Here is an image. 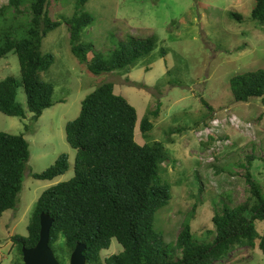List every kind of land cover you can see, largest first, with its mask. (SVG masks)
<instances>
[{
    "label": "rangeland",
    "instance_id": "1",
    "mask_svg": "<svg viewBox=\"0 0 264 264\" xmlns=\"http://www.w3.org/2000/svg\"><path fill=\"white\" fill-rule=\"evenodd\" d=\"M7 3L0 0V7ZM76 4L77 0H51L48 8L49 17L62 22L42 45L43 54L55 59L41 73L54 85L55 104L37 122L30 114L21 118L0 111V131L24 134L31 151L17 208L7 210L0 220V264L23 263L12 237L29 234L35 204L45 190L75 176L77 150L67 140L66 125L79 116L84 98L103 82H113L116 93L136 107L137 142H163L171 155L161 175L172 184L173 197L155 222L165 243L176 245L184 225L190 226L194 239L214 236L208 230L214 229L215 208L234 206L247 197L245 170L235 164L245 161L246 154L259 157L254 172L264 187V103L260 98L236 102L230 86L234 75L264 69V25L251 17L255 0H89L83 11L92 15L93 22L81 36V41L92 45L89 58L94 50L110 54L131 36L157 39L155 49L130 69L101 75L90 72L72 52L64 19L74 15ZM22 11L17 19L25 22L31 16L29 7ZM5 12L7 19L0 18V26L14 20V11ZM231 12L241 14L243 20ZM7 76L21 77L20 61L13 52L0 59V81ZM17 100L26 107L23 86ZM158 108V114L153 112ZM145 116L154 123L148 137L139 128ZM62 154L69 158L66 173L54 180L31 175L47 170ZM257 229L264 232V221L257 222ZM258 242L219 263L264 264ZM121 251L123 246L115 238L101 256L105 259Z\"/></svg>",
    "mask_w": 264,
    "mask_h": 264
},
{
    "label": "trees",
    "instance_id": "2",
    "mask_svg": "<svg viewBox=\"0 0 264 264\" xmlns=\"http://www.w3.org/2000/svg\"><path fill=\"white\" fill-rule=\"evenodd\" d=\"M88 1L77 0L74 15L64 20L70 31L72 52L90 72L101 75L130 69L155 49V36H131L120 41L110 54L94 50L89 58L92 45L81 41L83 30L93 22L92 15L83 11ZM50 2L8 0L0 7L3 20L7 19L6 9L15 13L11 24L0 26V59L13 52L21 66L20 79L7 76L0 81V111L6 115L27 118L30 114L37 122L55 104L54 85L41 78L55 60L52 54H43V41L62 24L49 17ZM25 6L31 16L22 22L17 17ZM231 14L238 21L243 20L241 14ZM251 17L264 25V0H255ZM20 86L26 93V107L17 100ZM230 86L236 102L260 98L264 103V69L238 73L231 78ZM205 104L213 112V107ZM153 112L158 114L160 109ZM137 123L136 107L116 93L113 82H103L84 98L79 116L66 125L67 140L77 150L75 176L41 194L30 218L29 234L12 237L21 254L23 247L38 243L42 213L54 218L49 245L61 264H70L78 244H85L88 264H220L239 248L256 247L258 241L264 254V232L260 234L257 229V222L264 221V187L254 172L259 157L246 154L245 161L235 162L245 170L248 194L234 206L215 208L214 229L208 230L214 236L206 241L194 239L190 226L184 225L172 246L155 228L158 212L173 197L172 184L161 175V168L171 155L163 142L138 143ZM139 128L142 136L148 137L154 129L150 116L142 119ZM30 157L24 134L0 131V220L7 210L17 208ZM69 168V158L62 154L47 170L31 175L54 180ZM115 238L123 251L103 259L101 252L109 249Z\"/></svg>",
    "mask_w": 264,
    "mask_h": 264
},
{
    "label": "water",
    "instance_id": "3",
    "mask_svg": "<svg viewBox=\"0 0 264 264\" xmlns=\"http://www.w3.org/2000/svg\"><path fill=\"white\" fill-rule=\"evenodd\" d=\"M54 218L47 213L41 214L40 239L34 247H23V264H61L50 247V231ZM85 244H78L70 257V264H88L84 255Z\"/></svg>",
    "mask_w": 264,
    "mask_h": 264
},
{
    "label": "built area",
    "instance_id": "4",
    "mask_svg": "<svg viewBox=\"0 0 264 264\" xmlns=\"http://www.w3.org/2000/svg\"><path fill=\"white\" fill-rule=\"evenodd\" d=\"M0 260H1V257H0Z\"/></svg>",
    "mask_w": 264,
    "mask_h": 264
}]
</instances>
